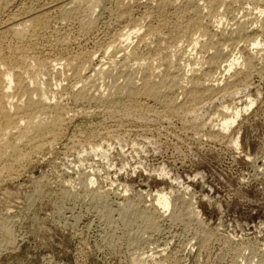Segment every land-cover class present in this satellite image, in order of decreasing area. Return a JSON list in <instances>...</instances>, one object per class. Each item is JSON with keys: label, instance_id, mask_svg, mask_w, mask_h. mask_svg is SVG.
Listing matches in <instances>:
<instances>
[{"label": "rangeland", "instance_id": "rangeland-1", "mask_svg": "<svg viewBox=\"0 0 264 264\" xmlns=\"http://www.w3.org/2000/svg\"><path fill=\"white\" fill-rule=\"evenodd\" d=\"M2 1L0 0L2 3L0 4V30H5L4 32L7 33L4 34L7 36V38L4 36V39L6 38L5 42L2 41L6 49V51L4 50L5 53L3 52L4 56L7 55L6 53L9 50H13L14 46H16L15 49L18 48V51L21 49V52L17 51L19 54L17 53L16 56H12L13 53L9 51L10 56L7 55L4 59L5 62L9 61L7 62L9 64L14 63V65L19 66L20 70H24L25 66L35 61V55H37V59L44 58L43 60H47L48 57L51 60L59 59L62 61L63 58L61 63L75 57L79 60L85 58L86 61H92L89 62L90 64L87 63L88 67L85 65L86 72H82V75L88 74L90 68H98L99 57L102 56L101 59L104 64L108 61L109 54L103 55L104 50H106L105 45L118 38L117 35L125 34V31L132 25L137 24L134 22L138 14L140 20L146 19V21H143L145 27L142 24V33L139 32L140 38L143 34H146L144 30L147 31L149 28H157L156 33H159L158 27L160 30V33L157 34L158 37L152 36V38L150 36L145 41L147 43L141 44L139 40H137L139 43L135 39L133 40V46L131 45L130 49L137 52L138 59L142 55L140 60H148L156 52L154 50L158 46H169L170 42L173 44L170 45L172 48L179 49L180 52L178 51V53L183 54V51L189 48L186 46V43L189 45V38L186 36L189 31H187L185 25H187L189 19H196L191 6L186 8L184 5L185 8L182 6L181 9L180 4L182 3H180L174 5L175 7L173 5L171 7L170 5L164 6L163 9H166L163 10L158 6L160 0L158 2L154 0V4L152 3L153 0L152 2L151 0L149 2L148 0H140L139 4L128 3L129 9L133 11H131L133 18L129 17L128 19L121 18L122 15L119 13V9L116 8L118 7V4L117 6L115 4L116 0H102L103 4L101 3L98 9L90 6L91 11H87L90 8L87 5L73 4L72 2L75 0H6L9 3ZM253 2L255 3L253 4ZM253 2L251 0H243L242 2L241 0L239 4L231 3L229 7L232 5L234 11L230 8L224 11L225 8L220 7V10H216L215 15L213 14V18L217 22L221 16L223 20L220 24L225 22L223 28H227L225 30L229 33L232 28L231 24L234 23L235 14L238 15L236 16V19L238 17L237 20H241V22L248 21L247 17L242 18L245 16V9L249 7L254 9V5H259L257 11L250 15L252 18L254 15L259 18V25L254 21L250 22L252 18L249 17V32L260 35L262 29H264V0H258L259 3L257 0ZM155 4H157L158 7L156 8L159 12L155 8ZM41 5L54 7H52L54 10L51 9L49 13L51 17L48 19L49 26L46 28L48 30L44 28L42 30H45L44 32L41 30L38 33L36 32L37 35L36 33L33 34L35 38H30L29 34L27 36L29 40L24 38V40H27L25 42L23 39H15L4 29L11 26L14 20L25 18L40 9ZM133 6H135L134 10ZM71 9L73 11L76 9L77 12H73ZM144 9L147 11L151 9L154 12L152 13L149 10L150 15L149 12L148 14L144 13ZM173 9H177L178 13L175 10L174 12ZM202 9L199 11L198 18L200 17L199 19H202L203 23L206 22L204 25L208 26L209 32L212 30L213 36L217 39L213 40L214 37L212 36L213 42L219 41V45L222 46L221 42L224 41L221 40L220 42L216 33L217 30H223L222 24L220 25L221 28L216 29L214 20H211L213 18H209L210 22L207 20V16L209 17L208 14L206 15L208 13L207 9L204 8L205 12ZM192 10L195 16H192ZM172 11L173 14L180 15L179 18L172 15ZM223 11L224 14H222ZM232 11L233 13H231ZM90 12L96 20V22L94 21L95 24L91 25L93 28L86 26L89 19H94V17L90 18ZM187 13L190 16L189 19ZM143 15L148 17L144 18ZM185 17H187V20H182ZM80 18L81 20H79ZM211 21L214 24H211ZM131 22H133L132 25ZM79 23H82V25ZM129 23L130 25H127ZM183 23L185 24L182 25ZM253 23L255 24L253 25ZM180 25L185 30L180 29L182 28ZM211 25H214V29ZM80 26L82 27L80 28ZM227 26H230V28ZM87 27L90 29L87 30ZM49 30H51V33ZM173 32L174 34H172ZM195 33L194 31L191 34L189 32L190 35L188 36L191 37ZM263 33L264 30L261 34ZM169 34L171 39L172 36L173 39L176 36L175 39L180 38L181 41L169 39ZM65 35L68 37H65ZM36 37H38L37 40ZM59 37L65 39L64 41L69 38V41L67 40L69 43L67 41V43H63V39ZM139 37L137 39H140ZM58 39L62 40L58 41ZM19 40H22V42ZM34 40L37 41L34 44L36 47L32 45L35 42ZM165 40L168 44L163 42ZM185 40L186 42H184ZM207 40H209V37ZM152 41L154 44H151ZM27 42L28 44L30 42L29 45L34 48L24 45ZM161 42L164 44H161ZM5 44L10 47H6ZM179 45H182V48ZM225 45L226 47H224ZM228 45H230L229 42L223 43V54H230L228 57L231 54L232 56H239L240 50L231 46L228 48ZM225 48H227L226 52ZM150 51L151 53H149ZM60 52L61 54L58 56ZM23 54H28V57ZM90 54L93 57L89 56ZM194 54H198L197 51ZM211 54L213 55V53ZM19 55L18 58L20 59L18 61L21 62V59L25 58L22 61L25 62L24 64L18 61L15 63ZM61 55L63 56L61 57ZM180 55H175L174 60L178 59L179 65L183 66L185 58ZM225 55L222 56L224 58H218L217 62H221L218 61L220 59L224 60ZM117 56V59L120 60V53ZM27 58L32 60L29 59L28 61ZM176 60L175 62H177ZM256 60L254 61L255 64L253 62L256 71L254 70L251 76L247 77L248 80L239 77L238 81L235 80L234 82L233 79H230V81L228 78H231V73L227 78L226 75L229 74L222 75L219 73L220 70L219 72L213 70V73L217 71L220 74L217 72V74H213L215 75L214 78L217 79L214 83L218 84L219 88L221 86L225 89L220 88L221 93L224 92L226 96L223 93L219 96L215 95V100L212 96L210 98L213 101L209 98L210 103L207 101L208 98H205L203 102L207 101L205 102L206 105L205 103L202 104L201 100L195 102L192 107L190 105L193 102H186L185 97L176 94L174 99L178 98L179 101L176 99L178 104L180 101L186 100L185 104L184 101L181 102L184 104L183 107L186 106L184 107L186 110L182 109V113L177 111V114L171 115L167 113L162 103L157 102V104L163 105L162 107L158 105V108L156 101L146 99L144 96H140L139 100L135 98L134 100L124 101L123 107L129 102L126 104L127 106L125 105L124 109L123 107L118 109L120 111L117 110L113 115L101 114L93 108L91 111L89 109V114L79 112L76 115L73 113L75 112L74 104L71 106L73 92L72 89L69 90L70 86L74 84V80L63 81L66 85H69L70 82V86L60 82L62 86L65 85L63 86L65 87L64 90L60 83L56 82L54 84L59 79L55 76L53 80V77H51L50 84L55 86L54 88H52L53 85L51 86L52 90L57 96L64 97L65 100L62 97V102L65 105L67 104L66 106L71 108L70 111L73 112L70 113L71 117L67 123L68 125L62 126V130L59 131V135H57L59 137H56L58 140L55 139V143L52 142V145L41 152H34L35 154L31 155V157L33 156L30 157L31 159L28 158L27 161L22 162L21 169L16 170V173L13 172L11 176L10 174L8 176L4 174L0 180V264H133L132 261L136 259L134 257L143 252H145L143 255L147 254V256L151 254L153 256L154 254V262L155 260L160 261L155 263L148 261V264H264V67L261 66L264 65V61L256 63ZM131 63L130 65L135 68L132 67V71L138 73L137 63V67L134 61V64ZM23 65L25 66L22 69ZM116 68L113 71L114 75H117L116 73L120 70L119 66H116ZM204 68L206 69V66L199 69L203 71ZM186 69H188L187 63ZM199 74L200 72H198ZM119 78L121 79H119L121 81L119 83H122L124 79ZM218 78H222L220 82ZM225 80L229 81L228 83L233 82L228 86L225 84ZM236 81L238 83L242 81L246 85L241 82L238 85ZM233 83H235L234 87L239 90L233 89ZM77 86L79 88V84ZM61 88L64 91L61 90L60 92ZM54 89L58 91L56 92ZM226 90H233L231 91L233 93L226 92ZM65 91L68 92L65 93ZM235 92L238 95L235 96ZM66 95L68 96L66 97ZM68 97L69 99H67ZM171 97L173 98V95ZM249 97L251 101L254 100V104L244 112L243 108L248 105L249 100L247 99ZM132 100L136 102L133 103ZM196 105L198 108L193 109L196 108ZM237 105L241 111L237 122L227 132L216 137V132L220 128L219 119L221 120V114L219 113L222 112V108L234 109ZM192 110L193 112H191ZM210 133L212 136H210ZM234 140L238 141V147L234 146ZM89 144L91 146L101 145V148L96 153H90L89 148L91 146ZM80 151L84 154H80ZM88 174L93 175L94 177H92L98 180L97 184L94 185L95 187H92L94 194L97 192V196H94L93 192L92 194L87 193V195L80 188L84 184L82 181H86V179L84 180L85 175ZM161 192L167 194L173 207L164 214L161 212L156 213L154 215V218H156L154 220H157L156 223L154 222L156 226L151 227L145 219H140L138 214L144 210L151 211L152 199ZM188 202L192 206L187 204ZM190 211H195L198 215L193 216ZM157 215L158 217H156ZM5 219L8 221L6 222ZM132 219L134 221H131ZM2 227L11 228H8V230L12 231L11 235L14 240L12 238L8 241L5 239L8 236L5 235L6 229L3 230ZM141 263L145 264V262Z\"/></svg>", "mask_w": 264, "mask_h": 264}, {"label": "bare ground", "instance_id": "bare-ground-1", "mask_svg": "<svg viewBox=\"0 0 264 264\" xmlns=\"http://www.w3.org/2000/svg\"><path fill=\"white\" fill-rule=\"evenodd\" d=\"M3 1L7 2L8 0L7 1L3 0ZM156 1L158 2L159 0H156ZM253 1L254 0H251V2H253ZM139 2H140V0H116L115 4H116V6L118 4V7H116V8L119 9V11H120L119 13H121V15H122L121 18H127L128 19L129 17L133 16V15L131 16L132 9L131 10L129 9L130 7H128L129 6L128 3L139 4ZM148 2H149V0H148ZM151 2H152V0H151ZM239 2L241 3V0H228V1H225V0H160L158 6H160L161 9H163L164 6H169V5H170V7L172 5H173V7H175L174 5L180 4V3H182V4H180L181 5L180 8L182 6L184 8H185V6H186V8H188L189 6H191L193 8V10L195 12V15H196V19H194V20L189 19L190 16L187 13V15L189 16L188 17L189 20H188L187 25H185L187 31H189L190 34L193 31H194V33L196 31L195 35L192 34L191 37L188 36L190 34H189V32L186 31L188 33V35H186V36L189 38V40H188L189 41L188 42L189 45L186 43V46L189 47L188 50L185 47L186 50L183 51V54L182 53H178V51L180 52V50L179 49L175 50L174 49L175 47L172 48L171 46L173 44L170 42L171 46L170 45L169 46L168 45L167 46H158L157 49L154 47L156 49L154 51H156V52L155 53L153 52L154 53L153 56L151 54L152 57L149 55L151 58H148V60H146V61L144 59L140 60V58L142 57L141 54H140L141 57L138 59L139 56L137 55V52H135L134 50L130 49L133 46L132 45V42H134L133 40L134 39H135V41L139 40V42H141V44H142L150 36L151 37L152 36H157V34L160 33L159 27H158V32L159 33H156V31H155V30H157V28H155V27H154L155 29H150L149 28V30H147V31L144 30V32H146V34H143V36H141V38H140L139 37V32L142 33V31H143L142 27L145 25V24H143V21L144 20L146 21V19H144V18H147L148 16L146 15L147 17L146 16L144 17V15H143V17H144L143 19L144 20L142 21V20H140L141 18H139V14H138L137 18L134 17L136 19L134 23H137V24L132 25L133 22H131L132 26L129 27L125 31V34L117 35L118 38H116L114 41L110 42L109 44L107 43L105 45L106 46V48H105L106 50L103 49L104 50L103 55L105 56L106 54L107 55L109 54L108 55L109 56L108 57V61L107 62L104 61V62H106L104 64L103 60L101 59L102 56L99 57L101 60L98 58L99 59V61L97 63V67L98 68L97 69L96 68H94V69L90 68L91 70L90 71L88 70L89 73L88 74L86 73L84 75H82V72L84 73V71L86 72V70H87L85 65H87V63H89V62H92V61H86L85 58L84 59L81 58L79 60L78 58H75V57L73 58L72 57L71 59H67L66 61L61 63L63 61V58H62V61L59 60V59H52L51 60L48 57L46 58L47 60H43L44 58L43 59H37V55H35L37 60L34 58L35 61H33L32 63L30 62V64H29L27 62V65L29 64L28 66L23 65L22 69L24 68V66L26 67L24 70H20L19 66L14 65V63L13 64L7 63V62H9V61H7L8 60L7 58H6L7 62H5L4 57L9 55L8 53H9L10 50L9 51L7 50L8 51L6 53L7 55L4 56V53H5L6 49L4 48L3 44L5 42V39L7 38V36L4 35V34H7V33L4 32L5 30L4 31L0 30V180L3 178L4 174H7V176H8V174H10V176H11V174H13V172L16 173L15 172L16 170L18 171L19 169H21L22 162H25V160L27 161V159L30 158L31 155L34 152H41L43 149H45L48 146L52 145V142H54V140L59 137V136L57 137V135H59V131L62 130L61 129L62 126L64 127V125H66L70 121V117H71L70 113H72L73 111L71 112L70 111L71 108H68L66 106L67 104L65 105V103L62 102V97L63 96L62 95H61L62 97H60V95L57 96L56 93L52 90V88H54L55 86L53 84H50V81H51L50 79H52L51 77H53V80L55 79V76L59 79L58 81L56 80L54 82V84L56 82L60 83V82H63V81H67L69 79H72V81L74 80L73 81L74 84L72 86H70V82L69 81H68L69 85H66L63 82L66 86H70L71 88H69V90L72 89L71 91L73 92L72 93L73 96L70 94L71 97H72L71 106H72V104H74V107H75L74 108L75 112H73V113L79 114V112H82V113L89 114L90 111L93 108L95 111H97V112H99L101 114H104V115H113V114H115V112L118 109L123 107L124 101H127V100L129 101V99H133L134 100L135 98H137V100H139L140 96H144V98L146 97V99L148 98V99L154 100V102L156 101V104H157V102L162 103L164 105V107H165L164 109H166L167 113L168 114L170 113V115L171 114H175L177 111H180L182 113V111H181L182 109L186 110V109H184V107H186V106L183 107V105L186 102H189V101L191 103L193 102V104L190 105L192 107L194 106L195 102H198V101L200 102L201 100H202L201 101L202 104H204L207 101H208V103H210V101H209L210 97H212V96L214 97L215 95L219 96L222 93L224 95V92L221 93V89L225 90L221 86H220V88H221L220 89L218 87V84L216 85L214 83V82H216L217 79H215L216 77L214 78L215 75H213V74H215L217 71L215 73H213V70H218V72L220 70L221 72H219V73L222 74V75L229 74V75H226L227 78H228V76H230V73H231V78H228V79L229 80L233 79L234 82H235V80L238 81L239 77H243V78H246V80H248L249 78L247 79V77L249 75L251 76L252 72L255 70L253 62L256 59H258V60H256V63L258 61H264V33L261 34L264 29H262L260 35H257L255 32H253V33L249 32V24H250L249 23V17H251L250 15H253L254 11H257L259 5L258 4H257L258 6L254 5V7H255L254 9H251L253 7H251V8L249 7L248 9H245V11H244L245 12V16L244 17L241 16V17L242 18H246L247 17L248 21L245 20V21L241 22V20L240 21L237 20L238 17L236 19V16H238V15H236L234 13L235 16L234 15L233 16H234V18L236 20L234 19V23L231 24L232 28H231V30L229 29L230 30L229 33L226 32V30H225L227 28H225V29L223 28V25H224L225 22L223 24L221 23L222 25L220 24V22L223 20L221 16H220L221 18L219 17V20L217 22H215V20L213 18V14L215 13L216 10H220V7L225 8L224 11L225 10L227 11L228 8L233 10L232 7H231L232 5L230 7H229V5L231 3L239 4ZM242 2H243V0H242ZM257 2H258V0H257ZM7 3H9V2H7ZM72 3L75 4V5H76V3H79L81 5L84 4V5H87L88 7L94 6V7H97V9H98V7H100V5L102 3V0H75ZM152 3L154 4L155 1L152 2ZM254 3L255 2H253V4ZM0 4H2V3L0 2ZM43 4H44V2H43ZM7 5H9V4H7ZM155 5H156L155 8L158 7L157 4H155ZM218 5H219V7H217ZM46 6L47 5H41L39 7L40 9H38V10L35 9L36 10L35 12H32L29 16H27L25 18L20 17L22 19L18 18L17 20H14L12 22L11 26H9V27L6 26L7 28H4V29H6L8 34L11 35L12 37H14L15 39L16 38L17 39H23V40H24V38L28 39L27 36L29 34H30L29 35L30 38L34 37L33 34H35L36 32L38 33V31L40 32V30L42 31L44 28L46 29L49 26L48 25L49 24V22H48L49 20L48 19L51 17V15L49 13L51 12V9L54 10L53 9L54 7L53 6H52L53 8L49 7V5L47 7ZM177 6L179 8V5H177ZM233 6H234V4H233ZM78 7H79V5H78ZM133 7H134L133 10H134L135 6H133ZM141 7H142V5H141ZM191 7H190V9H191ZM243 7H244V4H243ZM30 8L33 9L34 7H30ZM69 8H70V6H69ZM69 8H67V9H69ZM72 8L74 10L73 6H72ZM146 8H148V7H146ZM202 8L203 9L204 8L207 9L208 13H206V15L207 14L209 15V17L207 16V20L209 21V18H213L211 20H214V23H215L216 26H214V25L213 26L216 27V29H218V27H220V25L222 26L223 30L221 29V30H217L216 31V29H215V31H216L219 39H220V42H221V40H223L224 42H227V43L229 42L230 45H228V48H229V46L238 48L240 50V51L238 50L240 52V53H238L239 56H237V55L232 56V54H231V56L228 57V55H230V54H228V55H225V53L223 54L224 50H222L223 49L222 46H223L224 42H221L222 46L219 45L220 44L219 41L218 42H216V41L213 42V40H217V39H216V37L213 36L212 30H211V32H212V34H211V32L208 31L209 29H207L208 26L204 25V23L206 24V22L203 23L201 21L202 19L200 20L199 19L200 17L198 18L199 11ZM241 8H239V10H241ZM26 9H27V7H26ZM89 9L87 11H91V7ZM165 9L166 8H164L163 10H165ZM205 9L203 10V12H205ZM230 9H229V11H231ZM144 10H143V12H144ZM149 10L152 12L151 9H148V11L145 10L144 13H147V14H148V12L150 13ZM153 10H154V5H153ZM174 10L175 9H173V11ZM193 10H192V14H193ZM28 11H29V9H28ZM75 11H76V9H75ZM75 11H73V12H75ZM157 11H158V9H157ZM173 11H172V15H176L175 13L173 14ZM175 11L178 13L177 9ZM224 11H223L222 14L225 13ZM233 11L231 13H233ZM91 13L92 12H90V15H91ZM116 13H117V11H116ZM65 14H67V13H65ZM150 15H151V13H150ZM181 15H183V14L181 13ZM195 15L193 14L192 16H195ZM52 16H54V15H52ZM156 16H158V15H156ZM179 16H177V17L179 18ZM93 17H94V19H89L87 21L88 24L86 26H91V25L95 24L94 23V21L96 22L95 16H93V14H92L90 18H93ZM141 17H142V15H141ZM254 17H255V15H254ZM254 17L253 18L251 17L253 20L250 19V22L254 21L257 25H259L258 24L259 23V18H256L257 16L255 18ZM205 18H206V16H205ZM86 19H88V18H86ZM184 19L187 20V17L183 18L182 20H184ZM79 20H81V18ZM124 20H126V19H124ZM175 20H177V19H175ZM141 21H142V23H141ZM83 22H84V20H83ZM185 22H187V21H185ZM262 22H263V19H262ZM214 23H212V21H211V24H214ZM255 23H253V25ZM6 24H7V22H6ZM79 24L82 25V23H79ZM142 24H143V26H142ZM184 24L185 23H183L182 25H184ZM127 25H130V23L127 24ZM84 26H85V24H84ZM81 27L82 26H80V28ZM214 27H213V29H214ZM227 27L230 28V26H227ZM88 28L89 27H87V30H88ZM91 28H93V27L91 26ZM125 28H126V26H125ZM151 28H153V27H151ZM54 29H52V30H54ZM146 29H148V28H146ZM180 29H184V28L182 27ZM46 30H48V29H46ZM87 30H85V31H87ZM44 31H42V32H44ZM49 31L51 33V30H49ZM83 31H84V29H83ZM176 31H178V30L176 29ZM56 32H57V30H56ZM56 32H55V34H56ZM37 33H36V35H37ZM57 33H59V32H57ZM187 33H185V34H187ZM172 34H174V32ZM179 34H180V32H179ZM181 34H183V33H181ZM214 34H215V32H214ZM176 35H178V34H176ZM4 36L6 37L5 39H4ZM74 36H76V35H74ZM212 36L215 39L213 38V40H212V38H211ZM65 37H68V36L65 35ZM138 37L140 39H137ZM206 37H207V39L209 37V40L205 39L206 40L205 41L204 38H206ZM37 38L38 37H36V40H37ZM59 38H62V37H59ZM175 38H176V36H175ZM175 38L173 39V36H172V39H171V35H170L169 39H171L173 41L174 40L175 41L176 40L177 41L178 40L181 41L180 38H177V39H175ZM10 39H9V41H10ZM62 39H58V41L62 40ZM68 39L69 38H67V40ZM112 39H110V40H112ZM151 39H150V41H151ZM64 40L65 39H63V43L67 41V40L66 41H64ZM183 40H184V38H183ZM2 41H4V42H2ZM19 41L22 42V40H19ZM24 41L26 42L27 40H24ZM70 41L72 42V40H70ZM21 42H20V44H21ZM158 42H160V41H158ZM163 42L164 43L166 42L168 44V42L166 40L163 41ZM163 42H161V44ZM184 42H186V40ZM10 43H12V42L10 41ZM10 43L8 42V44H10ZM36 43H37V41H35L32 45H34ZM38 43H39V41H38ZM73 43H75V41H73ZM145 43H147V42H145ZM149 43H151V42H149ZM177 43H176V46H177ZM179 43H181V42H179ZM8 44H7V46L5 44V46L6 47H10V46H8ZM29 44H31V43L29 42ZM29 44L27 42V44L25 43L24 45L32 46V45H29ZM60 44H62V43H60ZM151 44H154V42L151 43ZM159 45H160V43H159ZM17 46H18V44H17ZM28 46H26V47L28 48ZM148 46H149V44H148ZM179 46L182 48V45H179ZM15 47L16 46L13 47L14 49L11 48V49H13V50L10 51V52L13 53V54L11 53L12 56L13 55L16 56V54L19 51L21 52V49H19V51H18L17 50L18 48L15 49ZM34 47H36V45H34ZM180 47H177V48H180ZM224 47H226V45ZM20 48H22V47H20ZM63 48H65V47L63 46ZM8 49H10V48H8ZM22 49H24V48H22ZM29 50H30V48H29ZM23 51H25V50H23ZM195 51H197L198 54L195 55L194 54ZM226 51H227V48H225V52ZM22 53H24V52H22ZM119 53H120V60L117 59V57H118L117 54H119ZM121 53H122V56H121ZM149 53H151V51ZM211 53H213V55ZM60 54H61V52L58 54V56ZM62 54H64V53H62ZM178 54L179 55L181 54L182 57L185 58V60L182 58L184 60V65H183L184 68H182L183 66L179 65V63L177 61L178 59L177 60L175 59L177 62H175V60H174V56L178 55ZM20 55L17 56V60L14 59L15 63L20 59V58H18V57H20ZM23 55L27 56L28 54H23ZM76 55H77V57H79L78 54H76ZM223 55H225V59L224 60L220 59L218 61H221V62H217V59L221 58ZM12 56H11V58H13ZM62 56L63 55H61V57ZM73 56H74V54H73ZM89 56H91V54ZM89 56H87V57H89ZM93 56H94V53H93ZM93 56H91V57H93ZM61 57H56V58H61ZM66 57H68V56H66ZM146 57H147V54H146ZM146 57H145V59H146ZM222 58H224V57H222ZM23 59L25 60V58H23ZM23 59H21V62L20 61H18V62L24 64L25 62L24 63L22 62ZM29 59L30 58H27L26 60L29 61ZM91 59H93V58H91ZM30 60H32V59H30ZM64 60H65V57H64ZM180 60H181V57H180ZM180 60H179V62H180ZM133 61L135 62V66H136V63L138 65V73H135L136 71L135 72L132 71V67L133 66H131L130 63L131 62L133 63ZM139 61H142V62L139 63ZM11 62H13V61H11ZM186 63H187L188 69H186ZM254 64H255V62H254ZM95 66H96V64H95ZM116 66H119L120 70H118V73H116V71H115V73L117 75H114L113 71L118 69V68H116ZM198 66H199V68H201V67L203 68V67L206 66V69L204 68V70L201 71V69L197 68ZM261 66L264 67V65H261ZM87 67H88V65H87ZM161 69H163V70H161ZM198 72H200L199 75H198ZM119 77H121L122 80L124 79L122 81V83H119V82H121V81H119V79H120ZM221 79H219L218 81L220 82ZM227 80L224 81L225 84H227V85L231 84L233 82L232 81L231 83H228L229 81H227ZM240 82L242 83V81H240ZM240 82L239 83L237 82L238 85L241 84ZM64 84H63V86H65ZM77 84H79V88H77L78 87ZM234 84L235 83L232 84L233 85L232 87H233V89L237 90L238 88L236 89L234 87ZM242 84H244V82ZM52 85H53V87L51 88ZM103 85H104V87H102ZM244 85H246V84H244ZM60 86H62L61 83H60ZM235 86H237V85H235ZM223 87H225V86L223 85ZM63 88L65 90V87H63ZM229 89H231V88H229ZM244 89H246V88L244 87ZM61 90H63V89L61 88L59 91L61 92ZM55 91L57 92L58 90L56 89ZM229 91L231 92L233 90H229ZM229 91L226 90V92H229ZM67 92L65 91V93H67ZM231 93H233V92H231ZM231 93H230V95L232 96ZM235 93H234L235 96L238 95L237 92H235ZM176 94H179V95L185 97V99H187V101L186 100H182V101H184V104L181 103L182 101H180V103L178 104L177 101H176V99L178 100V98L174 99ZM171 95H173V98L171 97ZM67 96L68 95H66V97ZM181 96H178V97H181ZM224 96H226V95H224ZM69 97L67 99H69ZM215 97L213 98V100H215ZM205 98H208V99H207V101L203 102V100ZM63 99H64V97H63ZM133 100H132V102L135 103L136 101L134 102ZM213 100L211 99V101H213ZM247 100H249V102L247 103L248 104L247 106H244V108H243L244 112H246L248 109H250L253 106V104H254V100L251 101L250 97ZM128 103L129 102H127L126 104H128ZM159 103L157 104L158 108H159V106H161V107L163 106L162 104L160 105ZM206 104L207 103H205V105ZM125 105H124L123 109L125 108ZM197 105H196V108L194 107L193 109H197L198 108ZM89 109H90V111H89ZM164 109H162V110H164ZM222 109H223L222 112L219 113V114H221V120L219 119V122H220L219 127L220 128L216 132L217 133L216 137H217V135H220L222 133L227 132L237 122V119L239 118V116L241 114V111L239 110V106L238 105L234 109L226 108V107L225 108L223 107ZM228 109L229 110L231 109L232 111L230 110L231 111L230 112ZM119 111L120 110H118V112ZM187 111H189V110H187ZM191 112H193V110ZM183 114H185V113H183ZM218 116H220V115H218ZM87 117H88V115H87ZM104 119H105V117H104ZM61 133H60V136H61ZM210 136H212L211 133H210ZM218 137H220V136H218ZM233 144H234L235 147H238V145H239L237 140ZM89 145L91 146V144H89ZM95 145H97V144H95ZM83 148H82V150H83ZM100 148H101V145H99V146L98 145L97 146H91L89 148V150H90V153H96L98 151V149H100ZM49 149H50V147H49ZM81 151H80V154H82V153L84 154V152L81 153ZM87 155H88V153H87ZM92 176L93 175H89V174L85 175L84 180L86 179V181H82V182H84V184L82 183L83 185H81V183H80L81 190L84 193H86V194L87 193H89V194L91 193L92 194V192L94 194V190H92V187L95 184H97L98 180H96L95 178H93L94 176L93 177ZM104 179H106V178H104ZM185 190H186V188H185ZM78 191H80V190L78 189ZM84 193H82V194H84ZM95 193L97 194V192H95ZM96 194H94V196ZM40 195H41V193H40ZM99 196H100V194H99ZM95 198H97V197H95ZM100 198L98 200L99 203H100ZM152 198H153V196H152ZM178 199H179V197H178ZM90 200H91V198H90ZM152 200H153V202H151L152 203L151 204V207H152L151 211L153 210L152 212L149 211V210L148 211L144 210V211H142V213L141 212L139 213L137 211V214L139 213L138 217H140V219L143 218V220L145 219L146 223H148V225L151 226V227L154 226L156 221H157V220L156 221L154 220V219H156V218H154V215L156 213L159 214L161 212V213L164 214L165 212H168L171 207H173V205L171 204L172 202H170V199L168 198L166 193H162V192L158 193L156 196H154V198ZM102 203H103V200H102ZM187 204H189V202ZM189 205H187V207H189ZM190 206H192V205H190ZM149 207H148V209H149ZM184 208H186V207L184 206ZM190 210H191V207H190ZM135 213H136V211H135ZM60 214H61V212H60ZM190 214L193 215V216L198 215V213L195 212V211H190ZM135 217H136V215H135ZM138 217H136V218L138 219ZM156 217H158V215ZM133 219H134V217H133ZM133 219L131 221L135 220V219L134 220ZM5 221H6V219H5ZM8 228H10V227H8ZM8 228L7 229L3 228V230L6 229L5 230V235H7L8 237L6 236L7 238H5V239H7V241H8V239H11L13 237L11 235L12 231L8 230ZM13 238H12V240H14ZM204 238H206V237H204ZM143 253H145V252H143ZM143 253L137 255V257H139V258L134 257L136 259L135 260L132 259V260H134V261H132L133 264L134 263L142 264L141 262H143V263L145 262V264H148L147 263L148 261L154 262L153 261L154 254H153V256H151L152 254L149 251V253L151 255L147 256V254H145L146 255V257H145V255H143ZM149 253H148V255H149ZM142 256L145 257V258H143ZM156 257H157V254H156ZM155 262H160V261L155 260Z\"/></svg>", "mask_w": 264, "mask_h": 264}]
</instances>
